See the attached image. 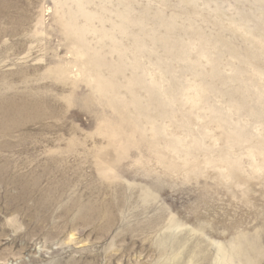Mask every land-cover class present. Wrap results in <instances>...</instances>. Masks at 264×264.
I'll return each mask as SVG.
<instances>
[{
    "label": "rangeland",
    "instance_id": "374dc122",
    "mask_svg": "<svg viewBox=\"0 0 264 264\" xmlns=\"http://www.w3.org/2000/svg\"><path fill=\"white\" fill-rule=\"evenodd\" d=\"M0 119V264H264V0H0Z\"/></svg>",
    "mask_w": 264,
    "mask_h": 264
},
{
    "label": "bare ground",
    "instance_id": "6f19581e",
    "mask_svg": "<svg viewBox=\"0 0 264 264\" xmlns=\"http://www.w3.org/2000/svg\"><path fill=\"white\" fill-rule=\"evenodd\" d=\"M81 32H82V31H81ZM81 32H80V34H81ZM82 33H83V32H82ZM87 34H88V33H87ZM142 49H143V48H142ZM206 53H207V52H206ZM104 84H105V83H104ZM194 90H195V89H194ZM196 95H197V94H196ZM196 95H195V96H196ZM189 102H190V101H189ZM191 103H192V102H191ZM238 110H239V109H238ZM0 120H1V119H0ZM1 124H2V123H1ZM175 148H177V147H175ZM176 150H177V149H176Z\"/></svg>",
    "mask_w": 264,
    "mask_h": 264
}]
</instances>
